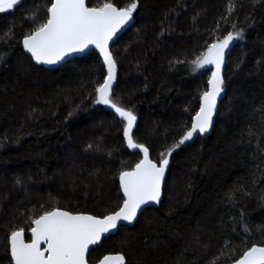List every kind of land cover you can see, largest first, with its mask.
<instances>
[{
    "label": "trees",
    "instance_id": "1",
    "mask_svg": "<svg viewBox=\"0 0 264 264\" xmlns=\"http://www.w3.org/2000/svg\"><path fill=\"white\" fill-rule=\"evenodd\" d=\"M51 2L21 0L0 13V264H12L11 234L22 229L28 241L48 211L116 212L119 175L142 157L126 146L125 122L96 103L105 73L94 51L47 69L23 50ZM104 3L131 0H87ZM133 20L111 47L112 99L136 116L133 140L156 163L207 90L212 68L193 61L229 32L242 38L211 133L172 152L160 204L104 239L88 263L119 253L126 264H232L264 246V0H138Z\"/></svg>",
    "mask_w": 264,
    "mask_h": 264
},
{
    "label": "snow or ice",
    "instance_id": "2",
    "mask_svg": "<svg viewBox=\"0 0 264 264\" xmlns=\"http://www.w3.org/2000/svg\"><path fill=\"white\" fill-rule=\"evenodd\" d=\"M20 3L21 0H0V13L12 10ZM233 7L230 5L229 11ZM137 8L138 0H131L124 8H117L112 3H104L102 7H89L86 0H52L47 9L46 22L23 40L24 49L36 63L46 65L57 64L71 53L83 52L90 45L99 49L108 67V75L96 90V103L108 105L127 122L124 136L128 147L139 148L144 153V159L134 170L121 173L120 182L126 199L114 214L97 218L60 210L48 211L33 220L35 226L31 228V243H25L22 229L14 231L10 238L14 264H87L86 254L90 245L98 244L103 234L117 229L119 222L132 223L142 205L160 201L161 186L169 164L168 157L180 145L191 140L194 133L207 132L212 124L217 98L223 92L221 69L225 50L234 40L242 38L240 32H229L219 42L210 44L202 57L193 61L196 69H202L206 65L215 66L209 81L211 90L204 92L202 106L194 117L191 130L167 153L162 154L164 158L159 166L149 160L146 147L134 142L131 133L136 116L112 99L116 62L108 49V42L132 21ZM42 244L46 245L43 249ZM102 264H125V258L122 255L106 256ZM236 264H264V246H253Z\"/></svg>",
    "mask_w": 264,
    "mask_h": 264
},
{
    "label": "water",
    "instance_id": "3",
    "mask_svg": "<svg viewBox=\"0 0 264 264\" xmlns=\"http://www.w3.org/2000/svg\"><path fill=\"white\" fill-rule=\"evenodd\" d=\"M51 3H52V2H51ZM86 5H87V0H86ZM47 18H48V17H47ZM133 23H134V20L132 19V21H130L127 25H125L124 27H122V28H121V29H120V30H119V31L113 36V38L108 42V49H109L110 52H111V47H112V45L117 41V39H118L123 33H125V32H126V31H127L132 25H133ZM24 39H25V38H24ZM24 39H23V40H24ZM23 40H22V47H23V50L25 51V53L27 54V56H28V57H29V58H30L35 64H38V63H36V61L32 58L31 54L28 53V52L24 49ZM234 45H235V41H233V42L230 44L229 48L225 50L224 63H223V65H222V69H221V75H222V77H223V80H224L225 64H226V61H227V59H228V57H229V54H230L231 50L233 49ZM91 51H94V52L99 56V58H100V60H101V62H102V65H103V69H104V73H105V78H106L107 75H108V67H107V65H106V63H105V61H104V57H103L102 53L99 51V49L95 48L94 45H90V46H89L87 49H85L83 52H75V53H71L70 55L66 56V57L64 58V60L60 61V62L57 63V64H53V65L38 64V65H41L42 67L47 68V69H52V68H55V67H60V66H62V65H64V64H66L67 62L73 60V59H78V58H81V57L85 56L86 54H88V53L91 52ZM212 67H213V70H212V73H213V72L215 71V66L212 65ZM115 71H116V69H115ZM212 73H211V75H210V77H209V79H208V82H207V90H206V91H210V90H211V89H210L209 81H210V79H211V77H212ZM105 78H104V80H105ZM103 83H104V81H103ZM103 83H102V84H103ZM114 85H115V81H114V83H113V85H112V88H113ZM97 98H98V93H97ZM223 98H224V92H222V93L220 94V96L217 98L216 111H215V113H214V115H213V117H212V124H211V126L209 127V130H208L207 132H204V133H200L199 131H197L196 133L193 134L192 139H191V140H188L187 142L194 141V140H195L196 138H198V137H200V138H205V137H207V136L211 133L212 128H213V125H214V122H215V117H216V114H217L218 109H219V105H220V103L222 102ZM202 103H203V101H202V99H201L200 104H199V108H198V111H197V112H199V109H200V107L202 106ZM102 106H103L106 110H108V111L112 112L113 114H115V115H116L119 119H121L123 122H125V126H126V123H127V122H126L125 120H123L121 117H119L118 114H116L115 111H114L111 107H109L108 105H105V104H102ZM197 112H196V114H197ZM196 114L194 115V117L196 116ZM194 117L192 118V121H191V124H190V127H189L188 131L191 130L192 124H193V122H194ZM136 125H137V118H136L135 124H134V126H133V128H132V131L135 129ZM125 126H124V129H125ZM124 129H123V137H124V140H125L126 146L128 147L127 139H126V137L124 136ZM188 131H187V132H188ZM128 149L131 150V151H134V152H139V153L142 155V157H141V159H140V161H139L138 163H140V162L144 159V153H143L139 148H135V149H134V148H129V147H128ZM148 158H149V160H151L149 151H148ZM151 161H152V160H151ZM152 162H153V163H156V162H154V161H152ZM138 163H137V164H138ZM137 164H136V165H137ZM156 164L159 166L160 163H156ZM136 165H135V166H136ZM169 165H170V162H169V164H168V166H167V168H166L165 175H164V180H163V182H162L160 201H159L158 203H156V202H149L148 204L142 205L141 209H140V210L138 211V213H137V217H136V219H135L132 223H128V222H125V221H121V222H119V223H118V227H117V229L112 230L110 233L103 234L102 237H101V240H100V242H99L98 244H96V245H90V246H89V252L86 254V262H87V264H89L87 258H88V255H89L90 251H91L92 249H94V248L100 246L101 243H102V241H103L104 239H107V238H109V237H111V236H114V235L117 233V231H118V229H119L120 227H128V228H129V227H132V226L135 224V222L138 220L139 216H140V215H141L146 209H149V208H155V207H157V206L160 204V202H161V200H162L163 186H164V183H165V180H166V177H167V172H168V169H169ZM134 169H135V167H134L132 170H134ZM132 170H131V171H132ZM120 175H121V174H120ZM120 175H119L118 183H119V187H120L121 196H122V199H123V202H122V204H121V206H120V208H121V207L123 206V203H124V200L126 199V197H125L124 192H123V189H122V187H121ZM120 208H119V209H120ZM119 209H118L117 211H119ZM60 211H65V210H60ZM117 211H116V212H117ZM67 212H68V211H67ZM69 213H70V212H69ZM114 213H115V212H114ZM114 213H111V214H114ZM71 214H73V213H71ZM111 214H109V215H111ZM73 215H90V214L76 213V214H73ZM91 216H93V215H91ZM94 217H95V216H94ZM97 218H100V217H97ZM102 218H103V217H102ZM34 226H35V225L32 223V227H34ZM32 227H31V228H32ZM28 236H29V240H28V241L25 240V243H31V230L29 231ZM24 237H25V236H24ZM10 238H11V236H10L9 239H8L9 254H10V259H11L12 264H14V261L12 260V257H11V251H10V249H11ZM45 247H46V245H44V244L41 245V248H42V249L45 248ZM257 247H262V246H257ZM251 248H252V247H251ZM251 248H250V249H251ZM250 249H249V250H250ZM247 251H248V250H247ZM46 255H47V254H46ZM115 255H122V254H119V253H113V254L105 255V256H103V257H102L97 263H95V264H102V261L104 260V257H106V256H115ZM122 256H123V255H122ZM242 256H243V255H242ZM242 256H241L239 259H241ZM123 257H124V256H123ZM239 259H238V260H239ZM238 260H236V261L233 262L232 264H236V262H237ZM125 264H126V260H125Z\"/></svg>",
    "mask_w": 264,
    "mask_h": 264
},
{
    "label": "rangeland",
    "instance_id": "4",
    "mask_svg": "<svg viewBox=\"0 0 264 264\" xmlns=\"http://www.w3.org/2000/svg\"><path fill=\"white\" fill-rule=\"evenodd\" d=\"M212 68V70H213V67H212V65H206L204 68H202V69H205V68ZM202 69H199V70H202ZM212 70H211V73H212Z\"/></svg>",
    "mask_w": 264,
    "mask_h": 264
}]
</instances>
